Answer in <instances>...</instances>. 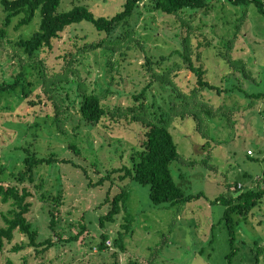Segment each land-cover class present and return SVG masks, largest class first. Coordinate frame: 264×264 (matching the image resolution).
Wrapping results in <instances>:
<instances>
[{"label": "rangeland", "instance_id": "obj_1", "mask_svg": "<svg viewBox=\"0 0 264 264\" xmlns=\"http://www.w3.org/2000/svg\"><path fill=\"white\" fill-rule=\"evenodd\" d=\"M148 1L141 2L143 12L136 13L129 23L142 49L129 50L123 60L121 49L111 53L102 48L78 53V58L83 62L82 71L91 79H98L95 87L111 84L114 93L109 95L107 103L132 105L133 94L141 91L150 78L142 67L144 55L169 56L175 49H181L183 39L189 37L193 60L206 70V79L229 90L220 94L210 89L193 92L199 87L197 78L182 66L178 75L171 77L176 85L159 80L153 83L148 102L153 103L152 110L158 114L173 115L170 128L180 154L179 159L172 162L174 177L186 194L199 196L174 206L155 204L150 198L149 184L132 179L121 182L127 186L129 211L135 217L134 230L125 239L126 249L121 250L115 246V239L122 230L124 212L115 222H106L104 227L100 222V217L111 207L110 202L101 205L111 182L107 181L103 187H90L88 180H97L115 167L132 165L146 137L144 126L131 119L87 122L76 103L62 131L52 120L50 104L32 106L17 94L5 96L0 109V167L5 172L0 177L20 187L26 185L35 193L31 197L33 206L28 219L39 231L38 242L51 238L53 245L15 250L16 245L28 242L25 235L16 232L14 239L6 241L0 250V264L228 263L232 245L223 218L225 206L215 202V198L233 190L236 182L256 186L264 172V98L246 94V91L264 93V14L255 4L233 5L229 0H219L209 10L187 11L183 17L192 26L189 30L176 21L177 16L150 10L146 6ZM125 2L62 0L60 10L86 5L96 16L110 17L120 11ZM4 17L0 6V28L5 27L8 33L0 42V82L12 81L20 71L21 64L15 54L24 53L15 41L30 36L40 23L38 14L31 24L16 30L18 19L5 26ZM121 28L113 32L112 38L121 34ZM105 34L88 21L73 24L55 41L53 49L40 51L38 57L44 60L48 71L59 70L67 53L108 38ZM24 60L27 63L30 59L24 55ZM118 60H122L121 72L110 65L108 71H104L108 61ZM181 60L176 55L169 62ZM235 62H241L246 73L235 69L232 64ZM157 70H161L160 66ZM28 80L41 89L42 78L37 69L30 71ZM180 92L195 93L190 105L181 106ZM174 104L178 105L171 109L170 115ZM208 109L211 113H207ZM23 145L42 155L54 151L60 158L71 159V163L55 162L36 168L37 181L43 179L48 192L57 194L63 190V204L56 208V233L50 228L48 212L55 209L54 205L40 200L35 183L16 181L13 176L22 168ZM71 145H76L79 152ZM113 175L117 181L111 185V198L121 190L119 173ZM6 208L7 205L0 203V210ZM237 229L233 264H253L256 248L264 249V203L255 208L248 219H242ZM81 231L79 239H67ZM103 231L109 236L107 247L100 249L97 245ZM259 264H264V250Z\"/></svg>", "mask_w": 264, "mask_h": 264}, {"label": "trees", "instance_id": "obj_2", "mask_svg": "<svg viewBox=\"0 0 264 264\" xmlns=\"http://www.w3.org/2000/svg\"><path fill=\"white\" fill-rule=\"evenodd\" d=\"M143 0H126L122 9L112 16H96L92 10L86 5H75L69 10L62 11L60 6L62 0H0V6L5 14L4 25L9 26L13 20L17 18L15 29L18 30L23 26L31 24L36 16L40 15L39 28L30 36L20 37L15 41V45L30 60L24 63V55L20 52L15 54L20 61V71L15 75L12 81L0 82V109L2 107V99L8 95H16L21 100L27 101L32 106H39L43 102L45 105L52 106V120L59 130H64L66 119L71 114V107L76 103L79 105V112L83 120L93 124L101 123L106 119L119 122L121 119L133 120L142 124L145 128V139H143L137 155L133 157L132 165L124 164L121 167H115L106 171L97 180H88L90 187H103L107 181H110L105 200L101 205L107 202L111 203V207L106 214L100 217L102 226L106 222H115L117 216L124 212V222L118 231V237L115 239V246L121 250L126 249L125 239L134 230V215L129 211L128 199L129 191L124 183L127 179L135 180L141 184L150 185V198L155 204H168L174 206L178 203H185L197 198L198 194H186L175 180L172 162L179 159L180 154L177 144L171 131L172 116L166 112L158 114L152 110L153 103L148 102V93L153 83L160 81L169 85H176L171 77L178 75V70L184 66L191 70L197 78L199 87L193 92L204 89L216 90L218 94L228 91L226 87L212 84L206 77V70L201 65H196L193 60L189 37L183 39V47L175 49L169 56H161L154 58L150 54L144 55L145 62L142 64L145 73L149 78V82L139 92L133 94L134 102L132 105H111L107 103L109 95L114 93L107 87L97 88L98 79H91L83 72V62L78 58V53L91 52L93 49L102 48L105 52L114 53L117 49H121L120 56L127 58L129 50H138L143 48L140 40L135 35V29L129 26L131 18L136 13H142L140 4ZM219 0H149L146 6L150 10L159 11L169 16H177L176 21L182 22L189 30L192 26L186 22L183 17L189 10H209L215 2ZM233 5H249L255 4L259 12L264 14V0H229ZM88 21L100 31L109 35L108 38H102L100 41H92L77 48V52L67 53L65 63L59 70L48 71L44 60L39 58L40 51L53 49L54 43L61 38L66 29L76 23ZM121 28V34L112 38L113 32L117 28ZM7 29L0 28V42L7 36ZM105 34V35H106ZM179 55L181 62L173 61V57ZM122 60L111 63L104 71H108L107 66L117 68L121 72ZM170 61V62H169ZM235 69H242L246 73L245 67L240 62L232 63ZM157 66L161 70H157ZM37 69L42 78V87L38 90L34 82L28 80L31 70ZM112 70V69H111ZM123 77V76H122ZM94 85V87H93ZM239 88V87H238ZM241 88V87H240ZM242 89L241 91H243ZM180 92L179 96L183 100L181 106L190 105L191 96L194 94ZM246 94L250 97L264 98V93ZM31 98V99H28ZM193 101L195 102L194 98ZM175 105L170 107L174 108ZM207 113H211L208 109ZM186 113H184L185 115ZM23 145L21 149L25 151L22 156V168L13 173L16 181H29L35 183L37 192L40 193V200L45 203H51L55 209L49 210L51 216L50 228L56 233L57 213L56 208H60L63 204V190H59L57 194H52L45 189V181L41 179L39 182L36 178V168L43 164H51L55 162L71 163V159L60 158L57 153L52 151L49 155H42ZM76 152L79 148L71 145ZM77 164H74L76 166ZM79 166V165H77ZM5 169L0 167V174ZM97 172H100L97 171ZM114 173H119L118 186L120 192L111 198L112 184H116L117 178ZM256 186H247L245 183L236 182L233 190H228L226 194L219 195L215 198V202L225 206L224 220L228 228L229 238L232 245L231 252L227 255L228 263L233 264L237 250L235 241L237 239L238 226L242 219H248L250 213L255 208L264 203V172ZM253 180V177L251 176ZM242 184L239 187V184ZM245 184V185H244ZM34 192L28 186L20 187L19 184L5 181L0 177V203L7 205L6 209L0 210V250L4 248L6 241L14 239L16 232L25 235L28 242L16 245L15 250H20L28 246L53 245L51 238L38 242L39 231L33 228L28 219V213L31 211ZM83 230L86 226L83 225ZM82 231L68 237L69 240L79 239ZM101 240L97 246L100 249L107 247L106 241L108 234L106 231L101 233ZM256 248L257 253L253 264H259L262 247Z\"/></svg>", "mask_w": 264, "mask_h": 264}, {"label": "built area", "instance_id": "obj_3", "mask_svg": "<svg viewBox=\"0 0 264 264\" xmlns=\"http://www.w3.org/2000/svg\"><path fill=\"white\" fill-rule=\"evenodd\" d=\"M241 186H242V184L240 183V184H239V187H241Z\"/></svg>", "mask_w": 264, "mask_h": 264}]
</instances>
